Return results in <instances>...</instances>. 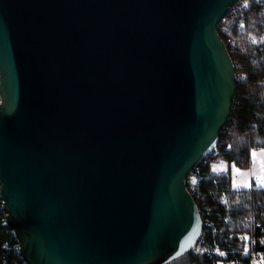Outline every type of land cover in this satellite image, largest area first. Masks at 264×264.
<instances>
[{"label": "water", "instance_id": "1", "mask_svg": "<svg viewBox=\"0 0 264 264\" xmlns=\"http://www.w3.org/2000/svg\"><path fill=\"white\" fill-rule=\"evenodd\" d=\"M239 0H0V196L28 264H168L237 92Z\"/></svg>", "mask_w": 264, "mask_h": 264}, {"label": "trees", "instance_id": "2", "mask_svg": "<svg viewBox=\"0 0 264 264\" xmlns=\"http://www.w3.org/2000/svg\"><path fill=\"white\" fill-rule=\"evenodd\" d=\"M235 7L221 20L218 31L225 43H237L231 55L242 63L246 78L237 82L232 116L220 133L216 152L195 168L202 180L194 197L206 224L199 238L200 250L192 249L180 257L184 264H250V258L243 254L242 238L252 231L254 222L248 220L251 215L261 224L254 233L264 236V188L235 190L230 169L223 174L212 172L216 158L230 166L249 168L252 150L264 148V3L253 0L247 9ZM187 185L191 190L192 184ZM261 249L264 251V246ZM0 264H28L7 223L1 196Z\"/></svg>", "mask_w": 264, "mask_h": 264}, {"label": "built area", "instance_id": "3", "mask_svg": "<svg viewBox=\"0 0 264 264\" xmlns=\"http://www.w3.org/2000/svg\"><path fill=\"white\" fill-rule=\"evenodd\" d=\"M253 0H239L236 3L235 9H247L244 5L249 3ZM260 2L264 3V0H259ZM243 22H245L243 20ZM229 52L231 53L232 51H235L237 43L234 41H230L229 43H226ZM233 58V57H232ZM234 61V66H235V78L236 81H241L246 78V73L243 70L242 63L240 61H237L233 58ZM216 152V151H214ZM196 168V167H195ZM193 169L191 174L187 178V183L190 182L192 184V189L190 190L191 194L198 195L197 191V186L199 182L202 180V176L199 174V169ZM257 176H253L251 180V187L250 190L252 191L253 189H263L264 187H260L257 179ZM195 198V197H194ZM199 206V205H198ZM200 209V207H199ZM201 211V209H200ZM204 220V219H203ZM249 221L254 222L253 226H251L252 231L247 235L248 239L245 240L243 243V254L248 256L250 258V264H264V251L261 249L264 246V243H261V241H264V236H256L254 233V228L257 226H260V223H255L253 215L249 216L248 218ZM206 224L204 220V225ZM245 246H247V252L245 251ZM195 250H200V242L198 239V243L194 247Z\"/></svg>", "mask_w": 264, "mask_h": 264}, {"label": "rangeland", "instance_id": "4", "mask_svg": "<svg viewBox=\"0 0 264 264\" xmlns=\"http://www.w3.org/2000/svg\"><path fill=\"white\" fill-rule=\"evenodd\" d=\"M256 152H258L257 150H255ZM257 154V153H256ZM213 168L218 171V172H226L229 170L231 171V175H232V181H233V186L236 189H246L248 188L247 186H245L247 183H250V170L248 168H240L235 166L236 168L240 169V171L242 173H244L243 175L238 174L233 172V165H229L226 161H224L223 159H218L217 161L212 163ZM185 261V260H184ZM183 259L178 258L174 261H172L171 263L168 264H184Z\"/></svg>", "mask_w": 264, "mask_h": 264}, {"label": "crops", "instance_id": "5", "mask_svg": "<svg viewBox=\"0 0 264 264\" xmlns=\"http://www.w3.org/2000/svg\"><path fill=\"white\" fill-rule=\"evenodd\" d=\"M261 149H264V148L254 149V150L258 151V152H256L257 154H256L255 158H253L252 153H251V164H250V167L248 168L250 170V184H251V180H252L253 176H264V151H261ZM218 159H221V158L214 159L212 161V163L217 161ZM212 172L214 174L225 173V172L220 173V172L214 170L213 166H212ZM232 189L238 190V189L234 188L233 181H232Z\"/></svg>", "mask_w": 264, "mask_h": 264}, {"label": "snow or ice", "instance_id": "6", "mask_svg": "<svg viewBox=\"0 0 264 264\" xmlns=\"http://www.w3.org/2000/svg\"><path fill=\"white\" fill-rule=\"evenodd\" d=\"M257 2H259V0H257ZM244 6L247 7L248 4L246 3ZM262 39H264V37H262ZM253 42L255 43L256 41L254 40ZM261 151H264V149H261ZM252 156H253V158H255V156H256V151H255V150H252ZM214 170H215V169H214ZM232 170H233V172H235V173H238V174H241V175L244 174V173H242V172L240 171V169L236 168L234 165H233V169H232ZM256 179H257V182H258L259 186H260V187H264V176H257ZM245 186H247V187H251L252 185H251L250 183H247ZM242 239L247 240L248 237L245 236V237H243ZM261 243H264V241H261ZM245 251L247 252V246H245ZM219 255H220V256H223V255H225V253H223V252H219Z\"/></svg>", "mask_w": 264, "mask_h": 264}]
</instances>
